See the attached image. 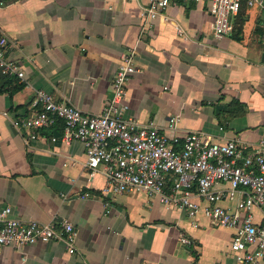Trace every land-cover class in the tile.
Listing matches in <instances>:
<instances>
[{
    "label": "crops",
    "instance_id": "crops-1",
    "mask_svg": "<svg viewBox=\"0 0 264 264\" xmlns=\"http://www.w3.org/2000/svg\"><path fill=\"white\" fill-rule=\"evenodd\" d=\"M0 3L6 58L20 63L25 81L0 78V211L8 206L13 217L44 224L66 220L76 230L73 255L59 242L12 246L2 249L0 264H238L231 229L202 215L192 228L184 212L144 193L104 192V176L83 166L79 141L51 142L61 122L29 145L19 124L39 110L31 108L38 90L99 115L122 57L132 53L125 119L153 123L170 141L195 132L216 143L238 138L249 150L264 140V12L242 0L230 35L218 40L207 5L192 0H170L148 22L147 0ZM253 216L259 223L260 210Z\"/></svg>",
    "mask_w": 264,
    "mask_h": 264
},
{
    "label": "built area",
    "instance_id": "built-area-1",
    "mask_svg": "<svg viewBox=\"0 0 264 264\" xmlns=\"http://www.w3.org/2000/svg\"><path fill=\"white\" fill-rule=\"evenodd\" d=\"M192 1L207 5L215 39L230 35L231 18L242 0ZM244 1L264 12V0ZM147 3L145 22L163 13L170 0ZM176 32L182 30L176 28ZM7 44L0 30V78L14 77L24 83L20 63L6 58ZM135 71L132 53L124 55L111 82V96L99 115L85 114L66 100L56 102L43 90L36 91L31 108L39 110L19 124L25 145L40 139L41 130L61 122V133L51 142L68 146L79 141L85 152L83 166L90 174L104 176V192L144 193L166 208L184 212L192 228L198 227L196 218L202 215L210 225L233 231L229 247L238 264H257L264 258V140L249 150L238 138L216 143L195 132L187 133L181 142L176 137L170 141L153 123L125 119L127 81ZM178 121L176 116L170 118L167 130L174 132ZM225 202H233L234 209L222 206ZM255 209L260 210L259 223L254 221ZM75 239V227L66 220L44 224L15 218L8 206L0 211V254L5 247L59 242L73 255ZM181 243L191 245L185 237Z\"/></svg>",
    "mask_w": 264,
    "mask_h": 264
},
{
    "label": "trees",
    "instance_id": "trees-1",
    "mask_svg": "<svg viewBox=\"0 0 264 264\" xmlns=\"http://www.w3.org/2000/svg\"><path fill=\"white\" fill-rule=\"evenodd\" d=\"M19 88H20V86H17L15 90H17V89H19Z\"/></svg>",
    "mask_w": 264,
    "mask_h": 264
}]
</instances>
